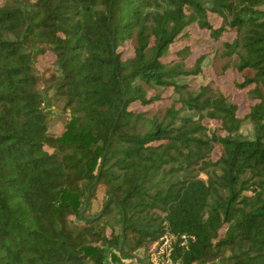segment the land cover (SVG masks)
Wrapping results in <instances>:
<instances>
[{"label": "trees", "instance_id": "1", "mask_svg": "<svg viewBox=\"0 0 264 264\" xmlns=\"http://www.w3.org/2000/svg\"><path fill=\"white\" fill-rule=\"evenodd\" d=\"M208 55L244 115L193 85ZM166 233L195 236L183 264H264V0H0V264H127Z\"/></svg>", "mask_w": 264, "mask_h": 264}, {"label": "rangeland", "instance_id": "2", "mask_svg": "<svg viewBox=\"0 0 264 264\" xmlns=\"http://www.w3.org/2000/svg\"><path fill=\"white\" fill-rule=\"evenodd\" d=\"M215 22L217 23L218 21ZM191 29H192V37L189 40L177 42L171 48V51H176L182 48L184 45H191L192 54L187 60V65L189 67H191L195 63L197 57H199L203 53H207L209 50V46L207 44L203 45L199 42V38L201 36H207L208 32L205 30H200L196 25H193ZM125 50L127 52V55L132 54V50L129 48L128 45H126ZM210 57L211 55H208L207 59L201 65L202 71L196 76V78L192 79L193 85L199 86L201 84L207 83L209 80L213 78H216L217 82L220 84L224 93L227 95H231L233 99L240 104L239 114L244 115L248 111V105L253 102L247 98L245 91L237 90L234 87L233 85V79L235 76L234 72L229 71L224 76L216 77L214 71L209 65ZM50 58H51L50 56H47V60H49ZM205 124L206 127L208 128L209 133L212 134L215 131L216 124L209 120H205ZM57 127L62 128L61 124H58ZM249 130H250L249 125H246L244 126V128H242V132L244 133L249 132ZM213 155L215 157L218 156L217 149H215ZM104 198H105L104 190L102 188H99L98 201L92 205L93 209L95 210L99 209L100 204L104 201Z\"/></svg>", "mask_w": 264, "mask_h": 264}, {"label": "built area", "instance_id": "3", "mask_svg": "<svg viewBox=\"0 0 264 264\" xmlns=\"http://www.w3.org/2000/svg\"><path fill=\"white\" fill-rule=\"evenodd\" d=\"M195 236L188 233H166L148 250L137 249L128 256L123 257L127 264H183L180 258L175 256L176 246L188 248Z\"/></svg>", "mask_w": 264, "mask_h": 264}]
</instances>
